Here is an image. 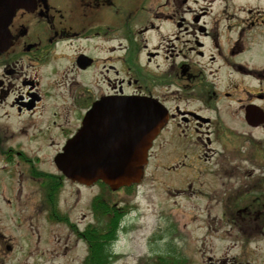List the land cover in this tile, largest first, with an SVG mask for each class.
<instances>
[{
	"label": "flooded vegetation",
	"instance_id": "obj_1",
	"mask_svg": "<svg viewBox=\"0 0 264 264\" xmlns=\"http://www.w3.org/2000/svg\"><path fill=\"white\" fill-rule=\"evenodd\" d=\"M10 1L14 12L0 25V134L19 131L43 145L0 144V264H46L49 254L109 263L123 197L92 192L76 204L88 209L83 220L72 219V206L60 203L64 177L36 153L54 136L60 152L106 96L159 101L167 119L144 166L164 161L157 167L169 180L183 173L173 190L205 202L206 214L219 206L239 246L244 225L261 240L264 0ZM47 227L68 231H58L52 251ZM200 259L264 264L239 254Z\"/></svg>",
	"mask_w": 264,
	"mask_h": 264
},
{
	"label": "rangeland",
	"instance_id": "obj_2",
	"mask_svg": "<svg viewBox=\"0 0 264 264\" xmlns=\"http://www.w3.org/2000/svg\"><path fill=\"white\" fill-rule=\"evenodd\" d=\"M6 133L0 134V144L24 145L29 138L19 131ZM53 139L56 142L52 147L42 146L36 153L43 159V164L46 165L44 169L61 174L54 165L53 156L59 151L62 138L54 136ZM27 144L37 148L36 146L43 145V142L33 140ZM163 162L150 161L139 181L128 187L124 185L125 188L118 190H111L109 186L100 183L84 185L64 177L60 203H63L64 207L72 206L73 211L69 215L72 219L83 220L82 212H88V209L82 204H76L91 197L92 192L113 191L117 192V197H123V217L120 227L117 228V239L109 264H183V256L187 257L189 264H206V260L200 258L207 255L217 257L239 254L260 258L257 262L264 258V236L259 242L252 240L248 234L249 228L244 225L239 235H242L245 244H236L235 239L238 236L233 228L225 223L226 217L220 216L223 223L216 221V218H220L216 215L220 207L217 206L210 214H206L205 202L188 199L173 190L175 184H171L176 183V176L181 177L183 173H175L172 180L165 178L164 174H168L157 167ZM102 213L104 214V211ZM51 228L53 227H47V245L50 251L57 242L58 231L61 234L68 232L63 227L54 232L50 231ZM69 258L66 255L49 254L46 264H78Z\"/></svg>",
	"mask_w": 264,
	"mask_h": 264
},
{
	"label": "water",
	"instance_id": "obj_3",
	"mask_svg": "<svg viewBox=\"0 0 264 264\" xmlns=\"http://www.w3.org/2000/svg\"><path fill=\"white\" fill-rule=\"evenodd\" d=\"M14 8L10 0H0V25L6 26ZM165 115V108L153 98H102L55 156V164L68 178L81 183L102 179L116 189L135 182L149 141Z\"/></svg>",
	"mask_w": 264,
	"mask_h": 264
}]
</instances>
